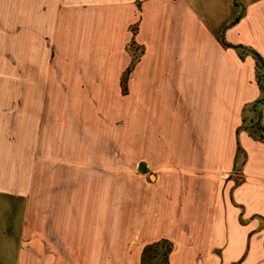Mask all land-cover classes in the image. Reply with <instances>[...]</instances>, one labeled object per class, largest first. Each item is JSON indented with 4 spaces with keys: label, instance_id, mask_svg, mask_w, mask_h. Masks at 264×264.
<instances>
[{
    "label": "crops",
    "instance_id": "1",
    "mask_svg": "<svg viewBox=\"0 0 264 264\" xmlns=\"http://www.w3.org/2000/svg\"><path fill=\"white\" fill-rule=\"evenodd\" d=\"M222 36L264 58V0H0V201L19 264H141L161 239L171 264H264V143L241 131L245 159L236 136L256 64ZM125 152L156 173L126 215Z\"/></svg>",
    "mask_w": 264,
    "mask_h": 264
},
{
    "label": "trees",
    "instance_id": "2",
    "mask_svg": "<svg viewBox=\"0 0 264 264\" xmlns=\"http://www.w3.org/2000/svg\"><path fill=\"white\" fill-rule=\"evenodd\" d=\"M241 20V16L231 22L228 26H234ZM136 33V31H135ZM225 48L234 49L242 60L247 56H251L255 60L256 81L260 89V97L253 103L245 105L243 108V124L237 129V157L240 154H246L241 147L239 135L241 131H247L249 135L259 142L264 143V124H263V111H264V58L260 53L251 47L244 45H234L229 43L224 36L220 39ZM132 63L122 77L121 87L123 94H127V83L129 75L133 66L136 64L138 57L135 53L138 51L134 41L131 43ZM237 164H235L234 171H239ZM174 245L167 239H161L147 245L141 255V264H171V254Z\"/></svg>",
    "mask_w": 264,
    "mask_h": 264
},
{
    "label": "rangeland",
    "instance_id": "3",
    "mask_svg": "<svg viewBox=\"0 0 264 264\" xmlns=\"http://www.w3.org/2000/svg\"><path fill=\"white\" fill-rule=\"evenodd\" d=\"M139 53H135L138 55ZM91 95H95L94 91H90ZM130 105V104H129ZM124 124V122H123ZM127 124V123H126ZM125 125V133L127 137L125 138V148L128 147V142L130 143V128L127 129ZM152 177H154L152 179ZM156 173L151 170L142 171L137 164H132L131 158L125 152L124 156V181H123V191H124V210L125 215L131 211V206L133 201L137 204L140 201L146 199L148 195L149 187L151 184L154 186ZM152 186V187H153ZM151 194V193H150ZM4 203L0 201V264H19L18 257L16 254V249H13V243H7V236L4 234L5 223H7V218L9 212L4 208ZM14 228L13 232L16 231L15 225L20 223V218H14ZM16 234V233H15ZM14 234V235H15ZM131 240V238H130ZM221 253V251H216Z\"/></svg>",
    "mask_w": 264,
    "mask_h": 264
},
{
    "label": "water",
    "instance_id": "4",
    "mask_svg": "<svg viewBox=\"0 0 264 264\" xmlns=\"http://www.w3.org/2000/svg\"><path fill=\"white\" fill-rule=\"evenodd\" d=\"M142 168L144 169V168H145V166H143V165H142ZM153 178H154V177H152V179H153Z\"/></svg>",
    "mask_w": 264,
    "mask_h": 264
}]
</instances>
